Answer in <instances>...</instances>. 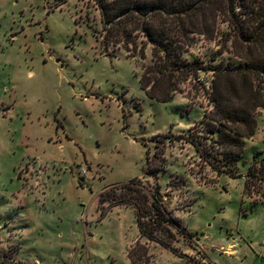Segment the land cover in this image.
<instances>
[{
    "label": "rangeland",
    "instance_id": "1",
    "mask_svg": "<svg viewBox=\"0 0 264 264\" xmlns=\"http://www.w3.org/2000/svg\"><path fill=\"white\" fill-rule=\"evenodd\" d=\"M57 2L0 0V225L20 231L22 259L135 264L134 209L101 221L98 205L109 186L154 182L145 171L149 150L153 159L165 153L162 193L194 237L178 234L173 243L185 257L142 239L149 255L136 248V264H264V106L255 111L258 127L242 157L224 156L226 147L207 127L211 70L200 71L170 102L151 99L139 83L151 48L144 61L121 47L105 53L98 8L88 0L60 8ZM215 29L213 36L194 35L185 57L204 67L244 68L234 38L228 42L231 24L221 16ZM247 47L255 51L246 44L237 49L245 54ZM260 89L264 98V83ZM169 133L164 144L153 138ZM190 136L235 178L202 160ZM231 244L237 252L226 253ZM16 252L0 244L3 264H19Z\"/></svg>",
    "mask_w": 264,
    "mask_h": 264
},
{
    "label": "trees",
    "instance_id": "2",
    "mask_svg": "<svg viewBox=\"0 0 264 264\" xmlns=\"http://www.w3.org/2000/svg\"><path fill=\"white\" fill-rule=\"evenodd\" d=\"M57 1V8L69 2ZM88 3L100 11L105 53H109L111 46L121 47L132 58L144 61L151 48V64L143 67L139 80L141 89L149 98L170 102L184 85L199 76L200 71L213 72L209 95L214 110L207 127L211 134H218L216 143L226 147L224 156L229 154L232 160L241 158L247 140L255 135L258 127L255 111L264 106L260 89V84L264 83V0H88ZM221 16L233 28L228 42L234 38V54L243 61L244 68L225 67L222 62L204 67L198 61L191 62L185 57L192 46L193 36H213ZM238 44L254 46L255 51L247 47L249 51L244 54L238 51ZM252 52H255V57L250 58ZM172 137L170 133L153 136L155 140L163 139L157 144H164ZM186 140L219 174L235 178L214 163L211 153L203 151L195 137L190 136ZM146 159L145 171L154 182L134 178L106 188L99 197L100 220L115 207H131L135 211L141 238L185 257L173 243L179 241L178 234L187 240L194 236L168 208L162 193L159 179L168 166L165 153L157 152L153 159L148 150ZM245 190H249L248 181ZM119 191L123 193L119 195ZM109 199L112 201L108 206L101 207ZM138 247L145 249V257L149 255L147 245L137 241L129 250V258L135 264L133 254Z\"/></svg>",
    "mask_w": 264,
    "mask_h": 264
},
{
    "label": "crops",
    "instance_id": "3",
    "mask_svg": "<svg viewBox=\"0 0 264 264\" xmlns=\"http://www.w3.org/2000/svg\"><path fill=\"white\" fill-rule=\"evenodd\" d=\"M98 209H99V205H98ZM129 209L133 210L131 208H125V207L124 208L123 207H115L111 212H113L114 210L122 211V210H129ZM99 211H100V209H99ZM133 212L135 214L134 210H133ZM104 219H106V218H104ZM104 219H102L101 221H103ZM135 219H136V216H135ZM136 223H137V221H136ZM19 234H21L20 231L16 230L15 228H13L12 227V223L7 224L5 228H3L2 225H0V244H1V248L5 249V250H8V251L11 250V247L17 248V252H16L17 255L14 257V259H15L14 261L18 262L19 264H39V261L31 263V262H28V261H25V260L22 259V256L20 255V248L21 247L17 243V242H19V240H18V235ZM142 239H145V238H141V235H140V232H139V237L137 239H134L130 244L134 245V244H136L137 241H139V240L141 241ZM235 246H236V244H231L228 248H226L225 252L226 253L237 252V249H236ZM130 248H131V246H130ZM0 264H3L1 257H0Z\"/></svg>",
    "mask_w": 264,
    "mask_h": 264
}]
</instances>
